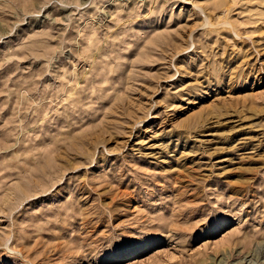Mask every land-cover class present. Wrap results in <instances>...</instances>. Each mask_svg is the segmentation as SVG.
I'll use <instances>...</instances> for the list:
<instances>
[{
  "label": "rangeland",
  "instance_id": "obj_1",
  "mask_svg": "<svg viewBox=\"0 0 264 264\" xmlns=\"http://www.w3.org/2000/svg\"><path fill=\"white\" fill-rule=\"evenodd\" d=\"M0 264H264V0H0Z\"/></svg>",
  "mask_w": 264,
  "mask_h": 264
}]
</instances>
